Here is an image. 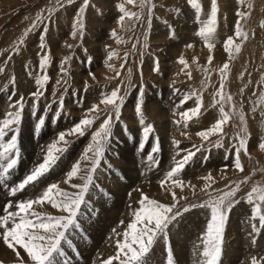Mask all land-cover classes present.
Here are the masks:
<instances>
[{
    "label": "rangeland",
    "instance_id": "374dc122",
    "mask_svg": "<svg viewBox=\"0 0 264 264\" xmlns=\"http://www.w3.org/2000/svg\"><path fill=\"white\" fill-rule=\"evenodd\" d=\"M124 2L89 0L83 17L82 38L80 33L73 38L72 25L83 0H74L71 4L67 0L59 3L57 0H0V67L4 68L0 73V123L7 119L8 113L16 111L13 103L24 98L22 120L16 132L18 162L11 170L7 184L0 185V215L4 214L9 203L13 208L8 210L15 211V203L34 198L51 183H59L70 193L78 191L62 181L77 161H80L82 169L91 168V161L81 158L92 143V134L111 112V138L105 145L104 157L95 173V186L90 188L80 209L78 222L82 231L68 230L67 236L73 247L68 249L65 245V255L56 257L58 264H102L114 256L109 248L132 222L133 210L139 208L141 193L164 204L172 202L170 193L161 189L159 182L174 166V157L178 160L185 154L181 151L180 156L176 155L173 140L179 141L180 150L196 152L194 146L201 148L179 174L185 182L183 191L172 188L177 197H187L179 201L177 208L204 203L209 199V193L218 197L239 184L235 199L240 203L228 216L221 264H251L253 257L264 264V229L256 237L257 243L252 245L251 224L259 226V221L250 220L252 206L246 203L247 194L254 186L264 187V150L258 147L264 142V103L260 102L264 94V83L261 82L264 77V27H261L264 23V0H243L242 3L239 0H217L218 24L211 41L214 43L211 64L207 61L209 51L196 34L201 24L188 0H151L154 8L150 27L148 9L145 8L140 20L125 18L122 28L118 23L122 14L117 5ZM198 2L202 6L200 20L204 21L210 13V0ZM138 5L139 0L136 6L125 4V7L129 11L141 12ZM238 11L250 14L247 19L240 20L248 39L235 40L241 45V50L235 53L233 49V58L229 60L223 44L234 35ZM33 24L37 27L33 28ZM45 26L49 30L45 37L46 47L42 51L40 35ZM113 30L120 37V42L112 37ZM188 44L193 47H186ZM44 52L49 53L50 63L41 70L39 61ZM113 52L115 55L109 60L108 56ZM181 56L187 62L186 69L178 63ZM65 58H68L63 63L66 75L61 72ZM156 61L159 63L158 72L153 70ZM224 63L229 64L224 93L230 95L232 101L225 100L223 106L231 115L223 126V133L212 135L205 141L197 132L210 128L219 118L220 105H213L214 99L219 101L220 97L214 98L213 94L220 88V69ZM186 73H191V78ZM44 75L49 79L38 88L35 80ZM12 77H15V84L11 82ZM85 82L88 85L86 91ZM114 89H119V96L123 99L119 120L115 119L112 106L100 102ZM37 91L43 93L39 99L32 95ZM141 92L145 123L154 128L143 150L138 147L143 137L135 110ZM191 93L201 97L202 114L189 121L187 128L183 127V122L177 126L174 121L180 120L179 113L196 106L195 97L183 102V97ZM61 99L62 110L59 107ZM94 105L99 107V111L89 112ZM240 113L244 115L246 132ZM86 117L92 118L94 123L85 129L83 136L66 135L68 143L58 145L65 151L57 153L59 159L50 172L34 186L12 196L8 186L29 174L42 162L47 147L57 142L61 133L67 134ZM40 119L45 123L37 130ZM16 127L5 130V142ZM182 132L187 135H182ZM237 136L248 141L249 155L241 153L243 172L234 168L232 145L238 143ZM156 138L160 151L153 154L154 163L149 155ZM218 141L222 146H213ZM86 175V171H81L71 183L82 184L79 177ZM209 175L213 178L211 187L205 189L209 181L203 178ZM245 178L247 183H241ZM166 187H171V182ZM34 208L49 215H65L47 204ZM209 218V210L194 208L185 213L175 226H170L173 264H198L203 260L200 255L203 251L201 238ZM123 227L126 229L122 230ZM0 250V262L17 264L14 254L2 240ZM20 251L26 257V253L22 249ZM166 255V245L163 240H158L147 257L148 264H167ZM113 264L119 262L114 261Z\"/></svg>",
    "mask_w": 264,
    "mask_h": 264
},
{
    "label": "snow or ice",
    "instance_id": "6c2138e0",
    "mask_svg": "<svg viewBox=\"0 0 264 264\" xmlns=\"http://www.w3.org/2000/svg\"><path fill=\"white\" fill-rule=\"evenodd\" d=\"M60 0H57L59 3ZM74 0H67L68 4L73 3ZM243 2V0H239ZM125 4L136 6L137 0H125L124 3L117 5L119 12L122 14L118 19V23L123 28L125 18L132 20L141 19V13L145 8L148 9V25H151V15L154 5L151 0H139V8L141 12H133L126 9ZM188 4L192 9L195 10L196 19L201 24L198 32L196 33L203 41L205 46L209 51L207 61L209 64L212 63L213 56L211 55L214 43H212V38L216 32L218 24V13L219 6L217 0H210V13L207 19L204 21L200 20V15L202 11V6L198 0H188ZM63 7V5H60ZM89 6V0H83V4L77 12L76 19L72 25L71 36L76 38L77 34L83 33V17L86 9ZM249 8L252 7L251 3L248 5ZM51 11V10H50ZM249 13L237 12L238 17L234 25V35L229 36L223 44L224 51L228 53V59L233 58V49L235 53H239L241 50V45L235 43L236 39L247 40L248 33H246L240 23V20L247 19ZM39 20L40 17H37ZM33 28L37 25L33 24ZM264 27V23L261 24ZM31 29H29L30 31ZM48 27L45 26L40 35V49L43 51L45 49V37L48 33ZM27 32L25 33V36ZM117 42H120V37L117 36L116 31L113 30L111 33ZM174 37V32L171 33ZM23 43V40L20 41ZM71 47V46H69ZM188 48H192V44L186 45ZM135 49V45L133 46ZM18 54V49H17ZM115 53H110L108 59L111 60ZM11 59V56L8 57ZM68 58L62 62L61 72L65 75L67 74L66 69L63 68V63L67 62ZM125 62L127 61V54H125ZM50 57L48 52H44L39 61L40 69L43 70L49 66ZM178 63L184 66L186 69L188 67L186 60L181 56ZM109 67H111L109 65ZM229 69V64L224 63L223 67L220 69V88L213 94V97L219 96L220 100L215 101L214 105L219 104V118L216 122L208 129L201 130L197 132V135L202 139L207 141L210 136L223 133V126L229 121L230 113L226 112L223 106V102L226 100L228 102L232 101L230 95L224 93V83ZM154 71H159V63L156 61V66ZM207 71V70H205ZM4 72V68L0 67V73ZM189 78H191V73H186ZM91 75V73H90ZM120 75L119 72L116 74ZM49 77L47 75L36 78L35 83L38 88L43 87L48 81ZM93 79H95L93 75ZM11 82L15 84V77L11 78ZM261 82L264 83V77L261 78ZM59 84L60 81H57ZM87 82H85V91L87 90ZM43 93L40 91L32 93L33 97L39 99ZM192 97H195L196 106L191 109L183 110L179 113L180 120L174 121V123L179 126L183 122V127H188V122L193 120V118H198L201 113L202 99L196 93H191L183 97V102H187ZM23 97L18 101L13 103V107L16 108L15 112H10L7 114V119H4L0 123V185H6L11 170L15 168L19 157V148L17 145V135L18 126L22 120L23 112ZM105 106H112L115 109V119L119 120L120 117V106L123 103V99L119 96V89H114L110 94H105L101 101ZM260 102L264 103V94L260 97ZM142 103H143V92L140 93V100L136 105V113L139 117V123L142 125V141L138 147L143 150L149 135L154 132V128L150 124L145 123V118L142 113ZM59 107L63 109V99L59 102ZM99 107L94 105L89 109V112L97 113ZM255 111V108H253ZM240 121L245 124L244 115L240 113ZM45 123L44 119H40L37 124V130L40 126ZM94 123L92 118H84L79 121L72 129L69 130L67 134L61 133L57 142L49 145L47 151L43 156L41 163L36 165L29 174H27L21 181L15 183L14 185L8 186V190L12 196H16L18 193L23 192L27 187L34 186L42 177L46 176L50 170L55 166L59 159L57 153H63L65 148L59 147L58 145L63 143L67 144L66 135H79L83 136L85 134V129L90 127ZM113 123V115L111 112L108 113L107 118L104 119L103 123L100 125L99 129L92 134V143L85 149L82 160L91 161L90 169H82L80 161H77L71 169L66 173V178L62 181L64 184H68L71 188L77 189L76 192H68L62 189L59 183H51L46 188L41 191L34 198H28L15 203V211H9L8 209L13 208V204L9 203L4 209V214L0 215V240L6 246L7 249L14 254L17 264H58L56 260L57 256H64L66 249H71L73 246L69 237L67 236L68 230L71 228L73 231L81 230L82 225L79 224V214L82 205L85 202V198L89 193L91 187H94L95 173L101 164L102 158L104 157L105 145L111 138V126ZM12 126H17L13 131V135L5 142L4 137L6 135V129H11ZM244 131H247L246 124ZM182 135H187L186 132H182ZM238 143L232 145L234 148V168L240 172L244 171L243 165L241 163V153L244 155H249L248 152V141L245 137L237 136L235 138ZM174 147L176 148V155L180 156L181 151H184V155L180 159H175L174 166L167 171L165 178L161 180V189L169 192L171 195V203L164 204L158 202L155 199L149 198L147 195L141 193V198L138 200L139 208L133 210V220L128 223L127 230L123 232V240L117 239L116 248L117 252L114 256L107 258L102 262V264H113L114 261H118L119 264H148V255L153 248V245L157 243L158 240H163L167 247V264H173V252L169 244V231L170 226H175V223L179 222V219L185 214L190 212L194 208H202L210 211V218L206 225V231L201 238L203 244V251L200 255L203 260L198 262V264H221V256L223 253L224 246V233L226 223L228 221L229 213L235 207L236 204L240 203L236 200V193L240 190V185L237 184L235 187H231L228 191L224 192L220 196H212L209 193V199L201 204H188L177 208L180 200H186L187 197H177L175 191L172 188H180L183 191L185 187V182L179 178V174L183 171L184 167L192 160L196 152L200 151L201 148L194 146L196 152L191 150H180L179 141H172ZM213 146H222L218 141ZM258 147L264 150V142H261ZM159 140L156 138V143L151 149V154L149 159L155 163L154 155L158 153ZM89 153L92 155L89 156ZM158 166V164H157ZM81 171H86V176H80L79 178L83 181L82 184H73L71 181L78 176ZM209 183H206L205 189L211 187L212 177L203 178ZM171 182V187H166V185ZM241 183H247V178H245ZM246 203L251 205V217L250 220L259 221V226L256 223L251 224L252 233V245L257 243L256 237L261 234V230L264 229V212H262V206H264V187L254 186L252 190L247 194ZM50 205L53 209L58 212L64 213L65 215H49L43 212H38L35 210L34 206L43 207L44 205ZM26 253V257L22 255L20 250ZM264 259V258H262ZM3 264V262H0ZM251 264H261L255 257L251 259Z\"/></svg>",
    "mask_w": 264,
    "mask_h": 264
},
{
    "label": "bare ground",
    "instance_id": "6f19581e",
    "mask_svg": "<svg viewBox=\"0 0 264 264\" xmlns=\"http://www.w3.org/2000/svg\"><path fill=\"white\" fill-rule=\"evenodd\" d=\"M0 195H1V194H0ZM101 226H102V225H101ZM98 227H99V226H98ZM104 228H105V227H104ZM100 229H101V228H100ZM123 229H126V228L123 227L122 230H123ZM122 233H123V232L121 231V232L119 233V235L117 236V237H118L117 239H120L121 241L123 240V235H122ZM117 239H116V240H117ZM115 243H116V242H115ZM115 243L113 242V244H111V246H110V248H109V249L111 250V253H112L113 255L116 254V252H117V248H116V244H115ZM96 244H97V243H95V245H96ZM93 245H94V244H93ZM96 246H97V245H96ZM86 250H87V249H86ZM89 250H90V249H89ZM89 250H88V251H89ZM93 250H94V248H93V246H92V248H91V252H93ZM0 251H1V250H0ZM1 254H2V253H1ZM1 254H0V255H1ZM8 257H9V256H8ZM8 259H9V258H8Z\"/></svg>",
    "mask_w": 264,
    "mask_h": 264
}]
</instances>
